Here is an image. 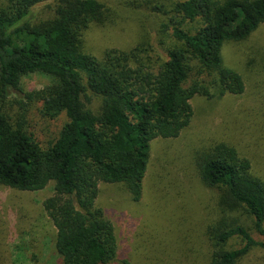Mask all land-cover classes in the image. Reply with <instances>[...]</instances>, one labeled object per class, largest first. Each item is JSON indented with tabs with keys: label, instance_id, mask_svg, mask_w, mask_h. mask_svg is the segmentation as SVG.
<instances>
[{
	"label": "trees",
	"instance_id": "trees-1",
	"mask_svg": "<svg viewBox=\"0 0 264 264\" xmlns=\"http://www.w3.org/2000/svg\"><path fill=\"white\" fill-rule=\"evenodd\" d=\"M46 1L51 12L35 18ZM172 10L162 23L171 31L165 56L138 44L96 57L84 49V32L106 21L100 0H0V186L34 192L53 184L42 205L60 264H240L264 249V175L226 133L217 137L207 126L178 156L186 155L182 175L195 176L211 201L198 210L190 200L175 206L165 237L142 225L121 237L97 204L100 183L121 184L139 202L152 141L179 138L191 126L196 96L245 91L222 48L264 25V0H177ZM32 73L48 83L26 91L22 80ZM35 103L46 120L67 117L46 142L29 124ZM166 181L161 187L178 186Z\"/></svg>",
	"mask_w": 264,
	"mask_h": 264
},
{
	"label": "rangeland",
	"instance_id": "rangeland-1",
	"mask_svg": "<svg viewBox=\"0 0 264 264\" xmlns=\"http://www.w3.org/2000/svg\"><path fill=\"white\" fill-rule=\"evenodd\" d=\"M100 1L105 6L106 21L93 23L85 30L84 49L87 53L101 57L110 48L128 50L142 44L148 50L152 48L151 54L165 56L163 47L169 45L171 31L170 28L163 29L162 23L172 15L177 0ZM52 6L53 2L46 1L36 6L32 14L38 19L45 18ZM161 41L165 44L161 45ZM222 58L244 78L245 91L241 95L226 94L222 99H206L207 102L196 96L192 100L191 126L179 138L152 141L144 192L139 202L132 201L121 184H99L97 204L121 237L128 239L138 225L152 230L158 237H165L174 219L175 206H184L185 201L190 200L198 210L211 201L208 191L204 193L198 189L195 176L182 175L183 156L186 155L178 156L185 153L187 146L190 148L198 143V137L207 135V127L217 137L226 133L240 153L252 161L253 168L264 175V25L244 42H226ZM47 83V77L32 73L23 78L22 87L26 91L38 90ZM91 105H97L96 99ZM38 107L39 103H35L29 108V124L39 140L46 142L57 136L67 117L61 114L46 120ZM195 132L201 133L196 139ZM166 171L170 173L165 178H175L177 187H161V181L167 182L163 178ZM52 187L50 183L43 190L30 192L0 186V264H60L54 249L55 228L42 205L43 200L52 195ZM160 199H165L166 204L161 202L159 206ZM154 206L160 214V210H164L163 215H155ZM192 223L196 229L198 218ZM238 242L233 240L230 245L236 247ZM240 264H264V249L252 250Z\"/></svg>",
	"mask_w": 264,
	"mask_h": 264
}]
</instances>
